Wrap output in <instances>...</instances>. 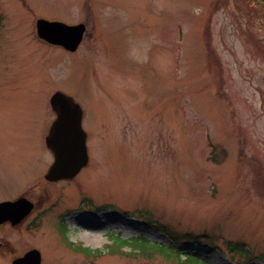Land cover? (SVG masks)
Masks as SVG:
<instances>
[{
    "label": "rangeland",
    "instance_id": "1",
    "mask_svg": "<svg viewBox=\"0 0 264 264\" xmlns=\"http://www.w3.org/2000/svg\"><path fill=\"white\" fill-rule=\"evenodd\" d=\"M38 16L85 23L78 52L50 50ZM222 65L228 89L217 88ZM56 89L83 105L91 157L72 181L49 183ZM21 197L34 209L0 227V264L30 248L42 264H179L111 234L264 264V4L0 0V203ZM243 243L249 254L231 252Z\"/></svg>",
    "mask_w": 264,
    "mask_h": 264
},
{
    "label": "water",
    "instance_id": "2",
    "mask_svg": "<svg viewBox=\"0 0 264 264\" xmlns=\"http://www.w3.org/2000/svg\"><path fill=\"white\" fill-rule=\"evenodd\" d=\"M38 27L41 37L72 51L78 48L85 31L84 25L71 27L61 22L40 21ZM51 103L58 110V118L47 137V145L55 155V163L46 177L55 181L72 179L88 163L86 134L81 124L82 112L71 97L61 92L53 96ZM32 207L24 199L16 203H3L0 205V218L8 216L13 222H19ZM14 264H40V254L36 250L30 251Z\"/></svg>",
    "mask_w": 264,
    "mask_h": 264
},
{
    "label": "trees",
    "instance_id": "3",
    "mask_svg": "<svg viewBox=\"0 0 264 264\" xmlns=\"http://www.w3.org/2000/svg\"><path fill=\"white\" fill-rule=\"evenodd\" d=\"M255 1H257L259 4H264V2L262 0H255ZM116 240H117V243L120 244L121 246L129 244L133 250H141L145 255H151L152 254L150 249H152L153 247L150 246L149 242L144 238H135L132 241H126V240L120 239L119 237H116ZM159 248H161V247H159ZM149 253H151V254H149ZM194 258H196V257L191 256L187 260H185L184 263L187 264V263H189L190 260H192Z\"/></svg>",
    "mask_w": 264,
    "mask_h": 264
},
{
    "label": "bare ground",
    "instance_id": "4",
    "mask_svg": "<svg viewBox=\"0 0 264 264\" xmlns=\"http://www.w3.org/2000/svg\"><path fill=\"white\" fill-rule=\"evenodd\" d=\"M84 239L88 242V243H97L99 238L97 236L94 235H90V234H82Z\"/></svg>",
    "mask_w": 264,
    "mask_h": 264
}]
</instances>
